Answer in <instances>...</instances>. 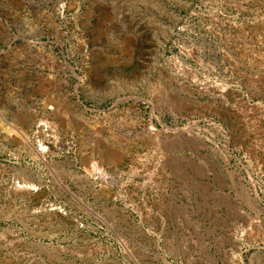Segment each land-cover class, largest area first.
I'll return each instance as SVG.
<instances>
[{"label": "rangeland", "instance_id": "374dc122", "mask_svg": "<svg viewBox=\"0 0 264 264\" xmlns=\"http://www.w3.org/2000/svg\"><path fill=\"white\" fill-rule=\"evenodd\" d=\"M0 264H264V0H0Z\"/></svg>", "mask_w": 264, "mask_h": 264}]
</instances>
